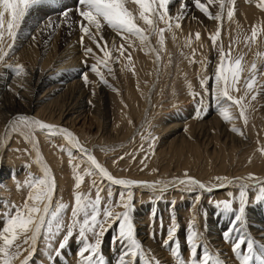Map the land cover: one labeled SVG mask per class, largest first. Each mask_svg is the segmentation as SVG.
Returning <instances> with one entry per match:
<instances>
[{
    "label": "rangeland",
    "instance_id": "1",
    "mask_svg": "<svg viewBox=\"0 0 264 264\" xmlns=\"http://www.w3.org/2000/svg\"><path fill=\"white\" fill-rule=\"evenodd\" d=\"M202 2L206 3V0H202ZM256 2H258V0H256ZM189 3H191V0H189ZM77 7V0H48V3L41 6H37L35 9L30 11V14L26 17L18 32L15 47L13 49V52L10 53V58H6V63H0V81H4L1 80V78L3 77V75L9 72L11 73V76L13 75L14 80L13 87L11 89H8L7 92L5 90L4 92L3 90H0V121L2 120V118L5 117L4 115H6L7 112H12L17 108V106H19L17 97H15V90H17L20 84H23L25 78V76H15L14 69L8 67V65H12L11 63H14L15 60V65H17V63L19 65H23L24 69L27 71V66L31 67L34 65H39L40 63H42V61H46V58L48 61L51 57L56 58L58 56L63 55V58L72 61L75 67L83 68H81L82 70L80 69V71L77 73L76 70H70L68 72H71L70 75H73H71L72 79H69L67 85H69L70 83H74L72 84L73 87H71L72 89H69V91L66 90L65 92L64 88L60 94L64 96L66 93L74 92L75 94L76 92L75 95L78 96L82 94L88 95V101L86 105L87 109L82 114L78 115L77 118L68 121L67 124L69 125L66 124V126L71 127L73 129V131L80 138V141H82V144L86 148L90 149V151L92 152H95L94 150H97L99 156L103 157V163L107 165L108 170L113 175H116L120 178H126L127 176L129 177L135 174L140 177V173L141 175L148 174L150 176L151 174H149L147 171L150 168V173L158 176V181L167 182L171 181V177H174L175 175H177L178 172H181L186 164L190 165V167L195 165L194 171L201 170L203 175H207L208 171V175L211 176H213L215 172H221V174L225 175L226 177V174L232 173V171H234L235 169L237 170V168H239V161L238 159L236 160V158L246 150H242L243 147L241 145H245L247 142L250 141L251 145L252 143L257 142L256 147L259 153L261 154L260 149L264 148V141L262 142V137L264 136L261 135L260 137L258 134H256V118H259V120H262L264 118V90H260L256 100L251 101V105L247 111L248 123L246 126L244 125L241 119L240 121L238 120V109L234 107L232 109L233 114L236 117L235 126L237 128H240L241 131L243 130L242 132H244L249 139H247V137L246 139H244L245 135L241 136L237 133H232V125L225 122L221 116L219 117L221 118L219 119L221 122L214 118V115L218 114V109L214 105V103H212L210 94L205 97V103L203 106L204 111L200 113L199 118L196 117L197 109L200 107V105L197 103L199 97L194 100L192 95H190V92L195 91L203 95V90L200 87L199 80L201 77H211L214 73V67L218 58V52L216 49L213 48L212 42L209 39V34L214 33L216 31V21L208 19L201 12L196 9H193V6H191L187 16L181 22V29L175 30L176 39H172L171 33H165V51L160 53L161 61L159 64L154 62V54H146V50H141L139 41L133 39L134 49L129 48L127 45H125L127 51L125 52L124 57H121L119 62L113 63L111 65L114 74L110 75L106 72V70H104L105 77L108 80V85H105L99 82V78L89 70V67L96 61L91 55L86 56L85 48H93L94 52H96V54L101 57L102 53L99 52V50L96 48V45L88 37L84 38L83 46L81 45V32L77 23V21L79 20V17L76 12ZM129 8L136 10L137 6L131 5V7ZM64 9H71L68 18H65L61 15ZM209 10L213 14H215L218 11V5L209 6ZM236 10L237 7H235L234 21L228 22L226 19L224 20L223 27L221 29V37L220 41H218V44L222 41L224 48L227 50L229 44L232 43V41L236 40L238 37L240 43L233 44V55L238 56L242 52L247 53V55L245 56V61L250 63L254 59V53L256 51L264 52V33H261L258 36V47L254 45L251 51H249V49L245 47L243 41L246 36L251 35V29L254 25H264V22H253L252 19L243 20L239 18ZM177 11L178 3L170 6V12L172 15H176ZM193 17H195V19H193ZM43 20H46L45 25L49 21H51L53 23V27H45L44 33L42 34V36H40L39 40H31L33 44L35 43L33 46L32 42L29 40L32 39V35L30 34L29 29L32 23L43 22ZM138 23L143 26L142 21H138ZM56 24H59V27H55ZM237 24L239 25V28L237 27ZM160 27H165V25L161 24ZM197 32H199L201 35V40L199 42L195 40V34ZM189 35H191V46H186V40L188 39ZM103 36L108 41L109 46L115 43V45L119 47V45L123 43L121 37L106 26L103 29ZM97 39H99V37H97ZM151 42L154 47H158L155 37L151 38ZM53 46L55 50H53L54 53L50 51V48L52 49ZM25 47L27 48V50L25 49ZM29 47L31 48L29 49ZM192 49H196L195 59L197 61H199L202 57L206 61H211V63H208L206 65V70H204V66L199 63H189L188 58L192 57ZM128 53H131V64H129V61L126 58ZM118 56H120V53L118 51H114L113 57ZM85 59H87L88 66H85V64L83 63ZM126 65L128 66L125 67ZM258 66H260L262 70H264V65H260L258 62ZM82 72H86L89 76V80L91 81V83H89L88 85H85L84 80L82 79ZM189 83H191V85L193 86L192 89L188 88ZM260 84H264V76L260 77ZM66 97L70 96L67 95ZM1 105L4 108L1 109ZM10 109L12 111H10ZM170 113L172 118L177 119L181 122H185V124H189L184 127L185 129L183 128L179 130L178 133H181V131H185L186 128L190 129V136H187L188 139L187 137H185V141L182 142V144L186 147L185 153L188 152L187 149L197 147V149L200 150V156H202V159L200 158V162H203V166L193 163L191 164V162H194L195 160L192 159L190 156H188L190 158V161L188 162L187 160L184 161V159H181L180 161L176 158H172L171 160L163 161L156 158V154L159 151L158 149L167 148L168 142L173 139L171 138L168 141L164 140L163 144L162 138L164 137V133L161 131V126L165 125L162 124L165 123V121H163L162 117L165 116L167 118L166 115H169ZM129 121H131V123ZM71 123L72 125H70ZM159 124H161V126H159ZM207 124L209 125V127ZM202 125L204 126V128ZM226 127L227 132L225 129ZM228 131L231 132L229 133ZM149 134H151V136ZM44 136L50 138L47 135ZM142 136L145 139H142ZM152 137L158 138L155 140L154 154L153 150L149 149L148 147L149 143H146L148 142L147 140L150 141ZM241 137H244L243 140ZM257 137L258 140H256ZM51 138V141L47 142L46 144V146L50 148V154H54L57 157L63 155V157L67 158L69 161V157L66 153L67 151L71 150V148L69 146H66L65 151H60L58 149V145L64 143V141H62L60 137H55L56 140L53 137ZM192 139H194V142L192 141ZM244 140L247 141L245 142ZM60 141H62V143ZM209 141L214 142H211L213 144L210 143L209 145H207ZM141 142L142 144H146V147H144L143 150H141V144H139ZM189 144L191 145L189 146ZM212 152L214 155H212ZM208 153H211V160L205 156ZM73 154L74 156H77L79 158V155H77L75 151H73ZM143 154L145 155L143 156ZM261 155L264 157V154ZM121 156H123L124 158L120 159ZM132 156H134L136 160L133 159ZM145 156L148 157L147 160H144ZM166 158L170 159V156L168 155V157ZM139 160L140 162L141 160H144V162L146 161L147 163H139ZM113 161H117V163L114 164ZM18 162L21 163V160ZM138 163L141 164L144 169ZM23 164L24 166H20L18 169H11L10 172L12 171L11 174L14 180L20 183H17L18 186L26 187L25 180H28L30 176L39 178L41 175H39L37 171L33 170V163L29 162L27 164L25 162ZM86 164L87 162L83 161L82 166ZM70 166L71 164H69L68 170L72 174H70L71 179L73 178V187H70L69 189L70 195L68 196L69 193L61 195L60 197H57V199H55L54 201V205L58 202H62L63 204L68 205V209L66 210L67 216H70L71 207L74 203L73 189L75 181L74 173H72L73 168ZM177 167L180 170L177 169ZM169 171H171V173ZM163 172L164 175L162 174ZM195 175L197 176V174ZM233 177H230L228 179L232 178V180H234ZM104 183L107 184L106 181ZM206 184L209 186H214V184L217 183L215 180L214 184L210 182ZM90 187L91 178L85 177V180L82 184V191L84 193H88ZM259 187L260 186H256V188H253V191L254 193H256V195L258 194ZM173 189L178 190L179 192L174 193V197L169 199V194L167 192H171L173 191ZM173 189H169L165 192L152 191L151 189L148 192H145L143 190L135 191L132 189L131 191L134 193L133 221L135 222L134 224L136 232H139V230L137 229L136 222L137 215L141 213L146 218V232H148L146 233V237L148 235L150 243L147 247L143 245L144 243H142V245L145 251L148 253V257L155 258L153 256L152 245L158 246L162 248V250L167 253L170 258H172L171 260L177 264V258L174 257L171 251L169 250V248L173 245H169L168 247L164 246L165 239L167 236V230L172 223V218L175 217L177 227L179 229L177 233V239L180 243L181 256L182 258L187 260L189 258V251L187 245L185 244V236L187 234L189 222L193 220V215H195V225L197 229L201 231L200 233L204 234L206 228L209 226V209H216L215 201H221L226 199H223L221 196L219 198H214V196H216V193L212 192H202L201 194V191L198 189L194 192H187L184 190L183 186L175 187ZM112 190L114 193V199L120 193L126 191L124 188H120L119 186H112ZM226 191H228V193L231 192L233 196L237 195L235 197H238L239 189L235 184H231V186H229V190L227 189ZM253 191L250 190L248 192L249 203L247 206V210L249 209V207L251 209V207H255L259 203L264 202H257L255 199V195L253 198H251V192ZM106 192L107 188L105 189V195ZM27 194L28 193L26 192V196ZM198 195L200 197L203 195L200 198L199 202L196 201V196ZM91 196L94 198V190H92ZM147 196L149 197L148 199ZM24 200L22 201L24 202ZM117 210L122 211L123 209ZM247 210L246 216H248ZM180 221H183V223H181ZM183 224L184 226H182ZM183 228L184 235H182ZM152 233L156 234L155 238L152 237ZM114 235L115 232H110L108 235L105 236L103 241V253L105 256L106 264H109L110 260L112 262L111 264H116L119 249L112 244V237ZM138 236V239L140 240L139 233H137V237ZM228 244L231 246L230 243ZM77 249L78 245L76 244L75 239L73 238L70 241L69 246L63 251L62 255L56 259V264H69V257L74 259V264H78V257L76 255ZM26 255L27 253L25 252L24 256ZM22 258L23 256L21 257V259ZM144 261L145 260L143 258L138 257L136 264H145ZM30 264H51V260L48 257L47 250L45 249L43 243H40L38 253L35 256V259H32L30 261Z\"/></svg>",
    "mask_w": 264,
    "mask_h": 264
},
{
    "label": "snow or ice",
    "instance_id": "2",
    "mask_svg": "<svg viewBox=\"0 0 264 264\" xmlns=\"http://www.w3.org/2000/svg\"><path fill=\"white\" fill-rule=\"evenodd\" d=\"M235 2L236 0H206L204 3L202 0H191L190 4L189 0H77L76 12L81 32L80 43L83 46L84 38L88 37L102 53L101 57L94 52L93 48H85L86 56L91 55L96 61L89 67V70L99 78V82L108 85L104 70L110 75L114 74L111 65L124 57L127 51L125 45L134 49L133 39L139 41L141 50H146V54H154V62L159 64L160 53L165 51V33H171L172 39L175 40V30L181 29V22L187 16L190 7L194 6L205 17L217 22V29L209 34V39L213 48L218 52L213 75L201 77L199 80L203 95L195 91L190 92L194 100L199 97L197 103L200 107L197 109L196 117L199 118L200 113L204 111L205 97L210 94L212 103L218 109V114L225 122L232 125L231 131L244 136L241 129L235 126L236 117L232 109L233 107L238 109L239 119L246 126L247 111L251 101L256 100L260 90H264V84H260V77L264 76V70L258 66V62L264 65V52L256 51L254 59L249 63L245 61L247 53L233 55V44L240 43L238 37L229 44L227 50L222 41L218 44L224 20L234 21ZM46 3L48 0H0V63H6V58H10L18 32L30 11ZM129 3L135 4L136 10L129 8ZM177 3L178 11L176 15H172L170 6ZM212 5H218V11L215 14L209 10V6ZM256 7L264 11V0H258ZM70 11L71 9H64L61 15L68 18ZM138 21H142L143 26ZM161 24L165 27H160ZM105 26L121 37L123 43L119 47L115 43L109 46L103 36ZM44 27H53V23L49 21ZM55 27H59V24ZM237 27L239 28L238 24ZM261 33H264V25H254L251 35L245 37L243 43L249 51L254 45L258 47V36ZM152 37L156 38L158 47L152 45ZM33 39H35L34 36ZM195 40L197 42L201 40L199 32L195 34ZM191 42V35H189L186 46H191ZM114 51H118L120 56L113 57ZM195 55L196 49H192V57H186L189 63H199L206 70V65L211 61H206L203 57L197 61ZM126 58L131 64V53H128ZM83 63L88 66L87 59ZM8 67L14 69V75L17 77L27 75L23 65H8ZM81 76L85 85L91 83L86 72H82ZM188 88H193L191 83L188 84ZM7 130L21 135L25 142L33 145L34 149L38 145L37 131L50 137H60L64 143L58 145V149L65 151L66 146H70L79 153V158L74 156L71 150L66 153L73 168L75 181L74 203L70 216L66 215L68 205L62 202L54 205L57 184L52 170L46 164L43 165L42 175L39 178L30 176L25 181L28 194L22 205H10L7 210L0 208V264H17V262L30 264L38 242L44 244L51 264H56V259L62 255L73 238L78 245L76 253L78 264H106L103 241L110 232H115L112 244L119 249L116 264H136L138 257L143 258L145 264H160L159 260L148 257L142 242L137 237L133 221L134 193L131 189L147 187L153 191L165 192L170 187L183 186L187 192H194L197 189L201 192H212L214 188L218 190L226 184H235L239 189V194L235 197L230 192L228 193L230 199L215 202V207L221 213L233 217L229 227L223 231L222 238L226 243L231 244V250L239 264H264V243L258 244L245 230L249 189L256 188V184H259L255 199L257 202L264 201V181L256 180L252 175L246 179L236 178L234 180H229L227 177H216L218 183L215 186H209L188 176L187 173H184L185 178H175L167 182L148 183L128 178H116L97 161L74 133L62 126L46 123L27 115H17L13 121L9 122ZM141 138L145 139L143 136ZM156 139L158 138L152 137L149 142V148L153 150V154ZM141 150H143L142 145ZM260 151L264 154V148ZM123 158V156L120 157V159ZM133 159H135L134 156ZM144 159H147V156ZM36 160L37 163H42L38 150ZM83 161L87 162L84 167H82ZM141 163L143 164L144 160ZM85 177L91 178L88 193L82 191ZM251 180H256V184L247 182ZM105 181L107 184L104 183ZM112 186H121L126 191L114 199ZM92 190L95 191L94 198L91 196ZM200 198L199 195L196 196V201L199 202ZM117 209L123 210L118 211ZM178 231L176 219L173 217L167 230L164 246L173 245L169 250L177 258L178 264H225L218 254H212L207 244L203 243V236L195 225V215L189 222L185 236V244L189 251L187 260L181 256L180 243L177 239ZM155 235L152 233L153 238ZM25 252L26 256H24ZM22 256L23 259H21Z\"/></svg>",
    "mask_w": 264,
    "mask_h": 264
},
{
    "label": "bare ground",
    "instance_id": "3",
    "mask_svg": "<svg viewBox=\"0 0 264 264\" xmlns=\"http://www.w3.org/2000/svg\"><path fill=\"white\" fill-rule=\"evenodd\" d=\"M257 3L258 2H256V0H236L235 7H237L236 12H237V15L239 16V18H241L243 20L252 19L253 22H259V21L264 22V12L260 11V9H258L256 7ZM237 4H238V6H237ZM131 5H135V4L129 3V7H131ZM193 9H195L194 6H193ZM47 21H49V20H47ZM45 23H46V20L45 21L43 20V22H39V23L34 22L31 24L29 31H30V34L32 35V39H29L30 41L31 40L32 41L39 40L40 36H42V34L44 33ZM33 36L35 37V39H33ZM32 44H33V42H32ZM34 44H33V46H34ZM31 47H29V49ZM25 49L27 50L26 47H25ZM53 50H54V46L52 49L50 48V51L53 52ZM37 51H38V49H37ZM20 52H22V51H20ZM62 52H64V51H62ZM51 55H52V53H51ZM16 63H17V61H16ZM11 64L15 65V60H14V63L12 62ZM28 67H29V69H28ZM30 68H32V69H30ZM78 68L74 66L72 61H69V59L63 58V55L58 56L56 58L51 57L48 61L46 58V61H42V63H40L39 65H34L31 67L27 66V71L25 70L27 75H25L24 82H23V84H20L18 86L17 90H15L16 91L15 97H17V101H18L19 106H17L16 109L14 108L15 110H13V111L10 109V111H12V112L6 111L7 113H6V115H4L5 117L2 118V120L0 121V208H3V210H7L8 206L13 205V204H15V205H22L23 204L22 200L25 199L26 192L28 193V191H27L28 189H27V187H24V186H18V184H20V183H18V181L16 182L14 180V178L11 174L12 171L10 172V170L14 169V168L18 169L20 166H24L23 163H25V162L27 164L29 162L33 163V170L37 171L39 173V175H42L41 169H42L43 165H45V164L52 170V174L55 176L56 184H57L56 193L54 195V201H55V199H57V197H60L61 195L68 194V193H69L68 196L70 195L69 189H70V187L71 188L73 187V182H72L73 178L71 179L72 174L68 170L70 163H69L67 158L63 157V155L57 157L54 154H50V152H49L50 148H48L46 146V144H47V142L51 141L50 140L51 137L50 136H49L50 138L45 137L44 136L45 134L37 131L36 132V140L38 141V145L36 146V149H34L33 145L25 142V140L23 139V137L21 135H19L18 133H13L11 131H8L7 129H9V122L13 121L15 116L27 115L29 117L39 119V120L46 122V123L54 124L57 126H62L63 128L70 130L72 133L75 134L76 137H78L76 135V133L73 131V129L71 127L66 126V124L68 123V121L77 118L78 115L82 114L87 109L86 105H87V101H88V95L82 94V95L78 96V95H75L76 92L74 94L73 91H72L73 93H70V92L66 93L70 97H66L67 96L66 94L64 96L60 94L64 88H65L64 92L66 90L69 91V89H72L71 87H73L72 84H74V83H70L69 85H67V82H69V79H72L71 75H73V74L70 75L71 72L70 73H68V72L70 70H76V73H77L83 67H81V68L78 67ZM28 70H29V72H28ZM10 74L11 73L9 72V73L3 75V77L1 78V80H4V81H0V90H3V92H4V90L7 92V90L11 89L14 85L13 84L14 83L13 75L11 76ZM65 98H66V100H65ZM0 100H1V96H0ZM2 108H4V107H2V105H1V109ZM2 113H3V111H2ZM166 116H167V118L165 116L162 117L163 121H165V123H162V124H165V125L161 126V124H159V126H161V131L164 133L163 134L164 137L162 138L163 144H164V140L168 141L171 138H173V139H171V141L168 142L167 148L158 149L159 151L156 154V158L159 160H163V161L171 160L172 158L173 159L176 158L180 161H181V159H184V161L187 160V162H188V161H190V158L188 156H190L192 159L195 160L194 162H191V164L193 163V164H198V165L203 166L204 165L203 162H200L201 161L200 158L202 159V156H200V153H199L200 150H198L197 147H192L190 149H187L188 152L185 153L186 147L182 144V142H184L185 137H187L189 135L190 129L186 128L185 131H181V133H178L179 130L183 129L185 126H187L189 124L188 123L185 124V122H181V121H178L177 119L172 118L171 113L169 115H166ZM169 116H171V117H169ZM214 116L213 117L216 118L217 120L221 119V118H219L220 117L219 114H215ZM238 120L240 121V119H238ZM207 122H208V120H207ZM256 122H257V133L256 134H258L260 137H261V135L264 136V118L262 120H259V118H256ZM222 124H223V122H222ZM67 125H69V124H67ZM70 125H72V123ZM208 127H209V125H208ZM224 127H225V125H224ZM203 128H204V126H203ZM225 129L227 132V127ZM225 129H223V130H225ZM196 133H197V131H196ZM205 133H206V131H205ZM222 133H223V131H222ZM254 133H255V131H254ZM203 134H204V132H203ZM211 137H212V135H211ZM245 137H247V136L245 135ZM53 138L55 139V137H53ZM56 138H58V137H56ZM243 138H242V140H243ZM78 139L80 140L79 137H78ZM120 139H122V138H120ZM187 139H188V137H187ZM201 139H202V137H201ZM244 139H246V138H244ZM247 139H249V138L247 137ZM193 140L194 139H192V141ZM229 140H230V138H229ZM256 140H258V137ZM62 141H60V142L62 143ZM137 141H138V139H137ZM147 141L148 142H146V143L150 142L149 140H147ZM244 141L246 142L247 140H244ZM263 141H264V137H262V142ZM80 142L82 143V141H80ZM211 142H214V141H209L207 145H209ZM245 142H244V144H245ZM250 142H247L245 144L246 146L241 145L243 147L242 150H244V149H246V150L236 158V160L238 159V161H239V163H238L239 168H237V170L235 169L234 171H232V173L226 174L227 178L234 176L233 179H236V178H245L246 179L247 177L252 175L256 178V180L264 181V157L257 150V147H256L257 142L252 143V145L250 144ZM139 144L144 145L143 148L146 147V144H142V142ZM193 144H195V143H193ZM211 144H213V143H211ZM238 144H240V143H238ZM190 145L191 144H189V146ZM215 147H217V146H215ZM37 150L40 153L42 163H37V160H36ZM72 150L75 151L74 149H71V151ZM89 151H90V149H89ZM94 151L95 152H92V151H90V152L95 156V158L97 159V161L99 163H101L104 167H106L108 169L107 165H105L103 163V157L99 156L97 150H94ZM210 151H211V149H210ZM76 154L79 155V153H77V152H76ZM125 154H126V151H125ZM166 154H168L170 156V159L166 158V157H168V155H166ZM204 154H205V152H204ZM144 155L145 154H143V156ZM212 155H214L213 152H212ZM205 156L211 160V153H208ZM20 160H21V163L18 162ZM144 160H147V159H144ZM139 163H141L140 160H139ZM139 165L141 166V164H139ZM84 166L85 165H83L82 167H84ZM194 166L190 167V165L185 164V167L183 168V170L181 172H178L177 175H175L174 177H171V180H173L175 178H185L184 173H187L188 176L195 178L200 182H203L205 184L210 182V183L214 184L216 177H222V176L225 177V175L221 174V172H215L213 175L214 177L211 175H208L209 171L207 172V175H203L201 170L194 171V169H195ZM70 167H72V166H70ZM209 168H210V166H209ZM177 169H179V168L177 167ZM147 171L149 174H151L150 176L148 174H147L148 176L146 174L141 175V173H140V175H139L140 177H138L135 174V175H131L129 177L127 176L126 178L137 180V181H144V182H148V183L158 181V176L150 173L151 172L150 168ZM169 172L171 173V171H169ZM204 172H205V170H204ZM130 174H131V172H130ZM162 174L164 175V172ZM195 174H197V176ZM113 176L116 178H120L116 175H113ZM160 176H162V175H160ZM165 176H166V174H165ZM121 178H124V177H121ZM229 180H232V178ZM256 180H251V181H247V182L249 184H256ZM216 183H218L217 180H216ZM215 185L216 184H214V186ZM229 186H231V184H226L225 187L220 188L218 190L216 188H214V190L212 191V193H216V196H214V198H217V197L219 198L221 196L223 199H230V197H228V191H226L227 189L229 190ZM256 186L258 187L260 185L256 184ZM119 187L122 188L121 186H119ZM169 189H173V188L170 187ZM132 190H135V191L143 190L145 192H148L150 189L147 187H136V188H132ZM250 190L253 191L254 189L250 188L249 191ZM73 191H74V189H73ZM176 192H179V191L173 189V191L167 192L169 194V196H168L169 199L173 198L175 195L174 193H176ZM251 193H252L251 198H253L254 195L256 196V193H254V191ZM201 194H202V192H201ZM204 195H206V194H204ZM234 196H237V195H234ZM205 197H208V196H205ZM70 198H71V196H70ZM148 198L149 197L147 196V199ZM247 211H248V214H247L248 216H246V228H245V230L250 233L251 237L253 239H255L258 244L264 243V202L259 203L255 207L254 206L251 207V209L249 207V209ZM178 213H180V212H178ZM208 213H209L208 214L209 226L206 228V231L204 232V234L201 233L203 235V243L207 244V246H208L209 250L212 252V254H214V255L218 254L219 258L222 261H224L225 264H239V261L235 258V255L231 250L232 247L228 243H226L222 238L223 231L229 227L230 222L232 220L231 215L223 214L220 211H218L217 208L216 209H213V208L209 209ZM181 215H183V214H181ZM136 222H137V229L139 230V232H137V233L140 234V241L142 243H144L143 244L144 246L147 247L150 242L148 239V235L146 237V233H148V232H146V218L141 213H139L137 215ZM180 222L183 223V221H180ZM182 226H184V224ZM201 227H203V226H201ZM182 235H184V228L182 230ZM138 238H139V236H138ZM39 247H40V242H38V244H37L36 252H35L32 259H35V256L38 253ZM152 251H153V256L155 257L154 259L159 260L160 264H176L175 262H173L171 260L172 258H170V256L162 250V248L152 245ZM68 262H69V264H74V259L69 257ZM109 262H110V264L112 263L111 260ZM17 264H19V262H17Z\"/></svg>",
    "mask_w": 264,
    "mask_h": 264
}]
</instances>
